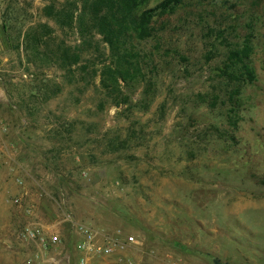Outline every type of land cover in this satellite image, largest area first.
Masks as SVG:
<instances>
[{
	"label": "rangeland",
	"instance_id": "1",
	"mask_svg": "<svg viewBox=\"0 0 264 264\" xmlns=\"http://www.w3.org/2000/svg\"><path fill=\"white\" fill-rule=\"evenodd\" d=\"M183 1L144 46L160 56L151 91L116 106L26 43L44 23L78 43L46 0H0V264L38 252L27 225L59 238L34 264H79L74 225L136 240L91 264H264V0Z\"/></svg>",
	"mask_w": 264,
	"mask_h": 264
},
{
	"label": "trees",
	"instance_id": "2",
	"mask_svg": "<svg viewBox=\"0 0 264 264\" xmlns=\"http://www.w3.org/2000/svg\"><path fill=\"white\" fill-rule=\"evenodd\" d=\"M46 2L42 16L60 30L74 32L78 43L72 49L64 42L56 44L52 37L54 29L47 23L30 27L26 43H32L35 49L45 47L39 55L64 71L78 66L87 77L97 79L99 88L116 106L132 103L133 90L141 85L143 94L151 91L157 71L154 59L160 56L156 54L157 45L148 52L144 46L155 39L160 41L156 35L163 30L158 27L159 19L174 14L184 5L183 0H160L151 8H146L150 0ZM233 56L234 60L238 58L237 54ZM232 68L233 64L226 66L228 70ZM243 69V73L234 76V81L241 85L253 81L251 70Z\"/></svg>",
	"mask_w": 264,
	"mask_h": 264
},
{
	"label": "built area",
	"instance_id": "3",
	"mask_svg": "<svg viewBox=\"0 0 264 264\" xmlns=\"http://www.w3.org/2000/svg\"><path fill=\"white\" fill-rule=\"evenodd\" d=\"M5 151L8 152L7 147L0 138V163L1 153H6ZM15 203H18V201L16 200ZM74 228L77 235L80 236L77 250L83 254V256L79 258V264H91V262H89L90 255L109 257L117 250L123 251L136 245V240L133 236H126L121 241L104 239L102 243H99L97 237L100 236V234L81 225H74ZM22 237L26 241L39 245L38 252L27 261V264H34L35 262L41 263V259L47 248L59 243L58 236L55 234L48 235L41 227L34 225H27L23 230Z\"/></svg>",
	"mask_w": 264,
	"mask_h": 264
},
{
	"label": "crops",
	"instance_id": "4",
	"mask_svg": "<svg viewBox=\"0 0 264 264\" xmlns=\"http://www.w3.org/2000/svg\"><path fill=\"white\" fill-rule=\"evenodd\" d=\"M1 176H2V175H1ZM1 176H0V178H2ZM0 181H1V180H0ZM5 188H6L5 185H0V190L5 191ZM1 198H3V192H2V191H0V199H1ZM6 218H9V215H6ZM6 221H8V220L6 219Z\"/></svg>",
	"mask_w": 264,
	"mask_h": 264
}]
</instances>
